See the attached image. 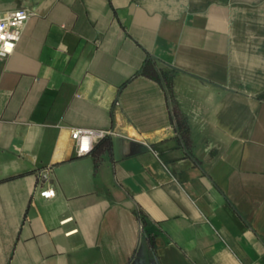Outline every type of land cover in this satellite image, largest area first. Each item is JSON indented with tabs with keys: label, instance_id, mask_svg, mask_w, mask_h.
<instances>
[{
	"label": "crops",
	"instance_id": "obj_1",
	"mask_svg": "<svg viewBox=\"0 0 264 264\" xmlns=\"http://www.w3.org/2000/svg\"><path fill=\"white\" fill-rule=\"evenodd\" d=\"M17 8L0 264H264V0H0ZM147 56L176 70L188 145L163 87L132 77ZM73 128L110 152L77 154Z\"/></svg>",
	"mask_w": 264,
	"mask_h": 264
},
{
	"label": "built area",
	"instance_id": "obj_2",
	"mask_svg": "<svg viewBox=\"0 0 264 264\" xmlns=\"http://www.w3.org/2000/svg\"><path fill=\"white\" fill-rule=\"evenodd\" d=\"M31 10L17 8L0 12V61L7 58L14 51ZM108 131L99 129L73 128L71 138L75 142L76 152L79 155L88 154L100 139L108 135ZM40 196L50 198L54 196L51 187L40 191Z\"/></svg>",
	"mask_w": 264,
	"mask_h": 264
},
{
	"label": "trees",
	"instance_id": "obj_3",
	"mask_svg": "<svg viewBox=\"0 0 264 264\" xmlns=\"http://www.w3.org/2000/svg\"><path fill=\"white\" fill-rule=\"evenodd\" d=\"M175 73L176 70L174 68H167V69L161 68L157 65L156 61L153 58L147 56L143 60L140 68L135 72V74L132 77L142 75L149 79L155 80L163 87L169 105L171 122L174 125L175 131L179 139L184 144L188 145L189 143L188 130L184 123V120L181 117L177 104L173 98L172 86H173V78L175 76ZM95 146L110 152L111 150L110 138L107 136L103 137L96 143ZM96 162L97 160L95 159V163ZM137 215L139 218L143 219L139 212H137Z\"/></svg>",
	"mask_w": 264,
	"mask_h": 264
}]
</instances>
